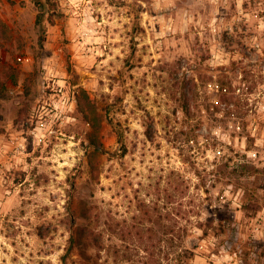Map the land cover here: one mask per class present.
<instances>
[{"label":"rangeland","instance_id":"rangeland-1","mask_svg":"<svg viewBox=\"0 0 264 264\" xmlns=\"http://www.w3.org/2000/svg\"><path fill=\"white\" fill-rule=\"evenodd\" d=\"M0 264H264V0H0Z\"/></svg>","mask_w":264,"mask_h":264},{"label":"built area","instance_id":"built-area-1","mask_svg":"<svg viewBox=\"0 0 264 264\" xmlns=\"http://www.w3.org/2000/svg\"><path fill=\"white\" fill-rule=\"evenodd\" d=\"M12 143H13V141H12ZM17 145H18L19 148H23L21 143H18ZM14 152H19L18 151V148L17 149L16 148H13L12 149V152L10 154L13 156Z\"/></svg>","mask_w":264,"mask_h":264}]
</instances>
